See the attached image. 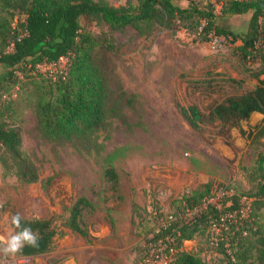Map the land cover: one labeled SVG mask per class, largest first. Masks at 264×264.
<instances>
[{
	"label": "rangeland",
	"instance_id": "1",
	"mask_svg": "<svg viewBox=\"0 0 264 264\" xmlns=\"http://www.w3.org/2000/svg\"><path fill=\"white\" fill-rule=\"evenodd\" d=\"M94 1L130 8L136 3ZM182 1L190 0L172 3L180 7ZM203 1L193 0L198 5ZM215 13L216 25L234 34L245 31L249 13L230 17ZM21 21L15 16L10 31H20L16 24ZM81 25L94 38L93 60L107 90L113 98L124 93L119 114L109 117L97 133L99 150H77L69 143L47 141L37 129V95L58 77L60 66L34 68L24 75L16 72L15 86L0 88V121L19 131L21 152L38 174L36 182L22 184L0 164V237L13 234L10 219L16 213L23 218L53 217L58 225L63 209L78 197L93 206L81 216L87 236L66 231L55 239L50 253L28 259L9 256L8 264H139L147 240L159 223L178 212L176 201L183 195L209 183L206 196L220 205L234 194L243 207L251 201L256 158L264 153V136L250 130L258 122L253 118L242 122L245 134L233 128L226 138L217 122L204 120L198 130L191 129L181 108L194 106L206 114L225 98L252 89L254 81L246 71L257 67L258 60L242 61L234 50L239 42L222 37L216 43L201 41L178 22L144 35L130 27L112 30L91 19H82ZM5 71L0 65V76ZM108 163L118 175L116 193L101 176ZM218 188L222 194L216 198ZM132 205L139 210L134 212ZM254 212L264 233V210ZM154 213L155 219L149 215ZM193 245L203 252L204 262H216L218 252H209L205 233L199 232ZM185 248L190 249V242Z\"/></svg>",
	"mask_w": 264,
	"mask_h": 264
},
{
	"label": "trees",
	"instance_id": "2",
	"mask_svg": "<svg viewBox=\"0 0 264 264\" xmlns=\"http://www.w3.org/2000/svg\"><path fill=\"white\" fill-rule=\"evenodd\" d=\"M172 1L136 0L135 6L130 8L113 7L104 1L94 0H0V65L6 68L0 76V88L15 86L16 72L24 75L38 64L55 63L60 57H66L68 67L64 75H58L47 89L37 95V129L49 142L69 143L77 150H99L97 133L104 129L109 117L119 114L118 101L124 93L120 92L113 98L107 90L104 76L93 60L94 38L82 29V19L103 22L112 30L130 27L141 35L154 27L168 28L178 22L183 23L185 29L192 30L201 41H206L211 33L232 43L239 42L234 50L242 61L258 60L257 67L246 71L254 81L252 89L225 98L206 114L194 106L181 108L190 128L198 130L205 120L220 124L226 138L233 128H239V134L243 135L241 123L248 122L252 113H258L261 119L250 130L257 136H264V78H261L264 75V0H204L202 5L189 1L185 8L173 5ZM216 6L219 17L249 13L245 31L234 34L216 25ZM15 16L22 18L21 23L16 24L20 31L9 29ZM8 46L10 50L7 51ZM105 48L111 49L108 45ZM129 98L126 96L125 102L130 103ZM0 164L22 184L38 180L36 168L21 152L19 131L1 121ZM254 171L257 177L248 195L251 201L244 216L238 214L240 197L235 194L226 196L218 209L207 207L190 215L209 193L210 184L206 183L200 190L183 195L176 201L178 212L155 228L147 245L166 236L171 238V246L175 250L171 264H264L263 227L254 212L256 208L264 210V153L257 155ZM101 176L109 189L116 193L119 180L110 163L102 168ZM85 210L91 211L93 206L86 198L78 197L63 209L64 215L58 225L53 217H22V224L30 226L34 232L38 230L41 239L38 247L25 246L22 253L13 257L28 259L46 255L52 250L55 239L63 237L66 231L86 237L87 232L81 226ZM132 210L135 212L139 208L132 205ZM233 211H237L235 223L228 224L224 232L231 257L225 255L222 242L214 250L218 252L215 263L204 262L200 252L190 254L182 249L183 242L193 240L199 232L206 236L210 221L219 213ZM149 215L154 219L158 216L157 213ZM10 227L13 233L18 231L11 224V219Z\"/></svg>",
	"mask_w": 264,
	"mask_h": 264
},
{
	"label": "built area",
	"instance_id": "3",
	"mask_svg": "<svg viewBox=\"0 0 264 264\" xmlns=\"http://www.w3.org/2000/svg\"><path fill=\"white\" fill-rule=\"evenodd\" d=\"M218 10V7H215V11ZM200 29V28H198ZM218 38L212 35L211 33L208 34V39L212 40L213 42H217ZM44 66H60L61 70L58 72L59 75H64V73L67 70L68 67V59L66 57H60L55 63H49V64H38L35 66V68H41ZM222 189L218 188L217 190L214 189V192H217L216 198L221 196ZM229 196V195H228ZM226 197V196H225ZM241 204V201H240ZM219 203H217V199L208 198V196H205L202 200L200 205L197 209H194L191 214L197 213L198 211L204 210L207 207H214L215 209L219 208ZM200 207V208H199ZM1 208V205H0ZM248 207H243L241 205L240 210L238 211L239 216H244V214L247 212ZM237 214V211L233 212H225V213H219L217 217L210 221L208 230L206 232V242L207 247L210 250L209 252H214V250L219 246V244L222 242V250L224 251L225 255H228V257H231L228 243L225 240L224 232L227 229L228 224H234L235 222V216ZM171 217L169 216L166 220L162 221L159 226H161L165 221L170 220ZM190 242V249L186 250L185 243ZM172 240L169 237H164L161 239H157L153 242L148 243L146 246V250L144 255L142 256L139 264H171L172 262V254L175 251L171 246ZM182 249L184 251L190 252V254L199 253L200 256L203 255V252L199 249H197L193 245V240L191 241H185L182 244ZM211 257H207L209 260Z\"/></svg>",
	"mask_w": 264,
	"mask_h": 264
},
{
	"label": "clouds",
	"instance_id": "4",
	"mask_svg": "<svg viewBox=\"0 0 264 264\" xmlns=\"http://www.w3.org/2000/svg\"><path fill=\"white\" fill-rule=\"evenodd\" d=\"M22 216L16 213L11 217V224L18 231H14L7 239L0 237V253L3 254V264H8V257L22 253L25 246L36 248L39 246V232L30 226L22 224Z\"/></svg>",
	"mask_w": 264,
	"mask_h": 264
},
{
	"label": "crops",
	"instance_id": "5",
	"mask_svg": "<svg viewBox=\"0 0 264 264\" xmlns=\"http://www.w3.org/2000/svg\"><path fill=\"white\" fill-rule=\"evenodd\" d=\"M190 1H192L193 2V0H190ZM186 4V5H182V4H184V3ZM204 2V1H203ZM195 3V2H194ZM187 6V1H182V3H181V5H180V7L179 8H185ZM251 118H253L254 120H256L257 122H259L260 121V119H261V115L260 114H258V113H252L251 115H250V118L249 119H251ZM254 126V125H253ZM242 129H243V127H242Z\"/></svg>",
	"mask_w": 264,
	"mask_h": 264
}]
</instances>
